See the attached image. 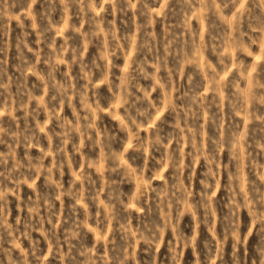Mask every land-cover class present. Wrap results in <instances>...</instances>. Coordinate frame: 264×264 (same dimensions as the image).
<instances>
[{
  "label": "rangeland",
  "instance_id": "374dc122",
  "mask_svg": "<svg viewBox=\"0 0 264 264\" xmlns=\"http://www.w3.org/2000/svg\"><path fill=\"white\" fill-rule=\"evenodd\" d=\"M0 264H264V0H0Z\"/></svg>",
  "mask_w": 264,
  "mask_h": 264
}]
</instances>
